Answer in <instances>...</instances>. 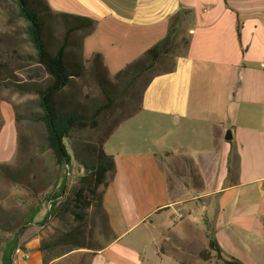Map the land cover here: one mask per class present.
<instances>
[{
  "label": "crops",
  "instance_id": "crops-1",
  "mask_svg": "<svg viewBox=\"0 0 264 264\" xmlns=\"http://www.w3.org/2000/svg\"><path fill=\"white\" fill-rule=\"evenodd\" d=\"M107 3V15L83 17L127 44L135 60L167 35L170 18L182 9L191 11L189 45L172 71L153 77L139 112L104 144L115 164L102 188L112 240L88 264H209L196 246H187L199 235L206 249L213 238L224 260L264 264V0ZM89 35L86 60L100 53L113 76L131 63L120 66L114 54L90 51ZM137 117L154 126L128 127ZM142 130L160 134L146 140L151 148ZM178 157L190 160L195 172L185 198L173 194L164 167ZM172 238L183 243L178 256L166 249ZM40 241L35 230H26L11 264H59L69 256L46 263Z\"/></svg>",
  "mask_w": 264,
  "mask_h": 264
},
{
  "label": "rangeland",
  "instance_id": "rangeland-1",
  "mask_svg": "<svg viewBox=\"0 0 264 264\" xmlns=\"http://www.w3.org/2000/svg\"><path fill=\"white\" fill-rule=\"evenodd\" d=\"M42 1L48 7V14L51 16L45 20L44 32L46 31L47 36H50L48 40L53 52L61 44L65 33L60 14L95 17L109 13L103 7L109 0ZM189 18L186 16L180 27L174 53L134 83L128 80L118 81L113 74L110 75V71L106 74L104 71L94 70L91 63L86 64L84 50L69 47L70 60L84 64V68L81 69L80 76L75 77L70 86L59 95V108L73 101L81 113L84 112L92 117L96 110L107 103L103 89L112 93L111 96L115 98V102L111 108L100 110L96 117V127L76 131L71 140L67 141L72 160L68 167L65 166L62 169L60 176L59 166L51 152L46 149L45 128L39 121L41 111L36 90L44 88L49 77L43 67L38 64L36 52L27 35V24L19 17L17 4L14 0H0V264H2L4 250L15 237L18 220L27 219L31 211L36 209L39 213L33 222L26 224V230H35L40 236L41 245L44 243L55 245L42 251L46 263L69 253V256L59 264H88L93 252L100 250L112 240L111 232L95 209H89L85 220L80 223L74 221L69 215L61 219L53 211L51 212L52 203L56 204V207H53L56 210L65 197L55 200L53 194L59 192L63 180L66 182V190H69L78 179L86 175L87 172L81 163L86 161L92 150L106 142L107 137L109 139L123 122L138 113V106L147 81L174 67L176 57L185 51L183 41L187 37ZM103 28L100 24L95 25L89 35V50H103L109 55L114 54L113 57L120 66L133 62L135 57L130 52L131 48L127 44L116 41V38L103 31ZM71 37L73 40L80 41L84 38V33L77 31ZM106 78L113 84L112 87L107 85L108 83L104 84L107 81ZM141 119L142 117H137L127 126L133 128L141 121L146 127L154 126L151 120ZM140 133H144V139L141 138V140H145L149 148L151 144L146 140L158 138L160 135L157 132L148 135L146 130ZM183 164L186 172L181 170ZM164 167L168 172L169 185L173 194L176 197L185 198L186 189L192 188L188 185L191 183L190 178L195 175L191 169L190 160L178 157L170 163L164 162ZM11 174L17 176L20 182L10 179ZM23 176L30 184L24 181ZM180 193L183 195H179ZM193 213V218L200 220L201 216L198 217L197 212ZM74 228L83 232L79 241L85 245L84 248L58 243L60 238ZM198 238V243L187 246L191 247L190 249L196 246L194 249L198 248V257L203 261L209 260L211 262L209 264H224L223 260L217 257L216 252L203 246V237L199 235ZM20 239L21 237L19 244ZM171 243V247L166 248L167 251L178 256L177 252L183 243L173 238ZM187 246L185 250L189 252ZM189 260L193 261L191 256Z\"/></svg>",
  "mask_w": 264,
  "mask_h": 264
},
{
  "label": "trees",
  "instance_id": "trees-1",
  "mask_svg": "<svg viewBox=\"0 0 264 264\" xmlns=\"http://www.w3.org/2000/svg\"><path fill=\"white\" fill-rule=\"evenodd\" d=\"M14 1L18 7L19 17L27 24V35L36 52L38 64L43 67L49 77L47 85L44 88L36 90V94L39 97V108L41 111L39 121L45 128L46 149L51 152L52 157L59 166V175L61 176L62 169H64L65 166L68 167L72 160L67 141L71 140L72 135L76 131L96 127V117L100 110L102 108H111L115 102V98L111 96L112 93L103 89L107 103L105 106H102L101 109L96 110L92 117L84 114V112L81 113L78 106L73 104V101L63 108H59V95L70 86L71 82L75 80V77L80 76L79 73L81 72V69L84 68V64L70 60L68 49L69 47H75L82 51L83 39L95 28L96 21L75 15L60 14L59 16L63 19V24L65 26V33L61 40V44L57 50L53 52L48 40L50 36L48 37L46 31L44 32V27H46L45 20L47 17H51L50 14H48V7L43 4L42 0ZM190 15L191 11L187 9H182L173 15L170 18L167 35L148 49L141 57L126 65L115 75V79L118 81L128 80V82L134 83L143 75L150 72L167 56L173 54L180 27L185 17H190ZM241 28L242 25L238 22L239 38L241 37ZM77 31H83L84 33V38L80 41L73 40L71 37L72 34ZM183 42L186 50L189 45L188 38L186 37ZM88 63H91L94 70H97L98 72L104 71L106 74L108 73L103 56L100 53L93 54L92 57L86 60V64ZM173 68L174 67L167 69L165 72H170ZM152 79L153 77L147 81L145 88L149 85ZM106 83L111 87L113 85L108 79L104 84ZM101 86H103V84H101ZM140 109L141 100L140 105L138 106V112ZM107 139L105 141H107ZM104 144L105 142L92 150L87 156L86 161L81 163L83 169L86 170L87 173L78 179L76 184H74L69 190H66V182L65 180L62 181L59 187V192L53 194V198L58 200L65 196L64 200L56 210L53 209L54 206L56 207V204L52 203L50 211H53L61 219L64 216L69 215L74 221L80 223L85 220L89 209H95L111 232L108 216L103 208L102 188L108 185L115 164L113 157L104 152ZM10 179L15 182H20L19 178L13 174H11ZM23 179L27 184H30L28 180H25L24 176ZM38 213V209L32 210L27 219L21 218L20 221L18 220L19 225L17 222V232L15 237L8 243V246L4 250L2 264L12 263L13 255L19 248V238L22 237L27 228L26 224L28 222H33ZM81 234H83V232L80 229L74 228L71 232L66 234V236L60 238L58 243H64L75 248H84L85 245L79 241L81 240ZM53 246L55 245L51 246V244L44 243L41 245L40 249L41 251H46ZM209 248L216 252L217 257L223 260L224 264H240L235 259L224 260L221 256V249L213 238L210 239Z\"/></svg>",
  "mask_w": 264,
  "mask_h": 264
},
{
  "label": "water",
  "instance_id": "water-1",
  "mask_svg": "<svg viewBox=\"0 0 264 264\" xmlns=\"http://www.w3.org/2000/svg\"><path fill=\"white\" fill-rule=\"evenodd\" d=\"M226 140H227V141L232 140L231 132H228V133H227V135H226ZM263 190H264V187H263Z\"/></svg>",
  "mask_w": 264,
  "mask_h": 264
},
{
  "label": "built area",
  "instance_id": "built-area-1",
  "mask_svg": "<svg viewBox=\"0 0 264 264\" xmlns=\"http://www.w3.org/2000/svg\"><path fill=\"white\" fill-rule=\"evenodd\" d=\"M16 251H18V252H19V251H20V250H19V248H18ZM16 251H15V252H16Z\"/></svg>",
  "mask_w": 264,
  "mask_h": 264
}]
</instances>
